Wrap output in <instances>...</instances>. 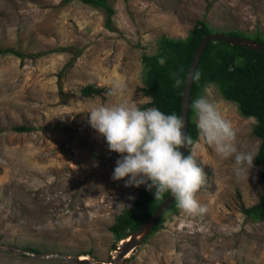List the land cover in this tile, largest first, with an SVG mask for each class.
I'll return each instance as SVG.
<instances>
[{"label": "rangeland", "instance_id": "374dc122", "mask_svg": "<svg viewBox=\"0 0 264 264\" xmlns=\"http://www.w3.org/2000/svg\"><path fill=\"white\" fill-rule=\"evenodd\" d=\"M110 1L114 29L104 9L80 0H0V48L34 55L0 52V264H75L32 257L60 254L113 261L122 240L110 227L145 185L112 179L121 154L91 126L89 111L120 100L149 103L139 90L140 55L154 54L164 35L187 36L199 19L212 31L264 34V0ZM114 79L127 86L122 97L108 95ZM90 83L106 92L83 96ZM206 94L237 131V146L256 152L255 119L241 116L213 83L197 98ZM21 125L31 131L14 130ZM191 148L207 180L197 193L207 213L166 215L116 264H264V221L240 210L259 199L260 167L253 162L248 180H237L233 159L199 136Z\"/></svg>", "mask_w": 264, "mask_h": 264}, {"label": "trees", "instance_id": "16d2710c", "mask_svg": "<svg viewBox=\"0 0 264 264\" xmlns=\"http://www.w3.org/2000/svg\"><path fill=\"white\" fill-rule=\"evenodd\" d=\"M69 1L71 0H61L62 3ZM80 1L104 9L106 13L105 25L109 29H114L115 7L110 0ZM210 31L212 30L208 22L205 19H199L187 36L172 38L164 35L160 38L154 54L142 53L140 55L144 86L140 87L139 90L143 96L150 99V102L142 104L141 108L157 107L165 114L175 113L180 116L183 90L173 87L174 80L171 73L180 72L181 76L185 75L200 37ZM228 33L245 36L242 31L237 29ZM251 38L264 43V34H260L258 31L252 33ZM0 52H9L18 57H34L33 54L23 53L13 48H0ZM78 53L79 51L75 52L76 55ZM160 58L165 60L163 65L158 63ZM194 71L200 72L201 79L198 82L192 81L188 123H186L185 128L186 133L193 138V143L198 137V130L193 119L194 111L191 105L197 99L199 91L208 83H213L225 100L235 102L241 116L245 118L252 117L256 121L251 127L252 134L259 140L256 150L258 154L254 157L253 162L260 167L259 178L262 182V192L255 204L249 207H244L241 204L240 210L252 221H264V52L239 45H230L222 40H208L199 56ZM63 75L64 72L62 71L57 74L58 86L61 92H63V86L60 80ZM105 92V87L93 83L82 87L80 90V93L85 97L101 95ZM14 130L31 131L30 128L23 125L15 126ZM191 147V145L184 147V157L189 155ZM154 193L155 188L149 191L145 186L141 187L139 198L133 202V206L124 207L122 212L116 216L115 223L110 229L120 240L145 222L169 194L166 193L161 200H155ZM177 209L176 200H174L149 236L158 229L159 223L166 215L176 213Z\"/></svg>", "mask_w": 264, "mask_h": 264}, {"label": "clouds", "instance_id": "9594fccd", "mask_svg": "<svg viewBox=\"0 0 264 264\" xmlns=\"http://www.w3.org/2000/svg\"><path fill=\"white\" fill-rule=\"evenodd\" d=\"M159 64L165 63L160 58ZM182 71V70H181ZM174 88L186 86L201 79L199 71L172 72ZM127 86L120 80H112L108 95L122 97ZM196 116L199 139L211 147L224 160L233 159L232 169L237 180L249 178L254 166L253 151L241 150L237 146V131L207 94L194 100L191 105ZM89 123L105 137L110 151L121 154L112 174L113 180H125V187L145 185L155 188V200L170 193L179 210L189 216H200L208 209L197 199V193L205 186V173L196 163L192 153L187 157L179 150L193 146V138L182 131L186 124L181 116L165 114L157 107L141 108L124 100L111 105H100L90 110ZM192 149V148H191Z\"/></svg>", "mask_w": 264, "mask_h": 264}, {"label": "water", "instance_id": "95a60500", "mask_svg": "<svg viewBox=\"0 0 264 264\" xmlns=\"http://www.w3.org/2000/svg\"><path fill=\"white\" fill-rule=\"evenodd\" d=\"M208 40H222L228 42V44L230 45H239L245 48L264 52V43L260 42L259 40H255L245 36H238L234 34L224 33L221 31H210L200 37V41L197 44L196 48L194 49V52L191 56L185 74L194 72L199 56ZM191 86H192V81L191 78L189 77L186 86L183 88L182 100H181L180 116L184 119L185 124L188 123V108H189ZM182 131H185V129H182ZM179 150L182 152L183 155L184 147L180 148ZM174 200H175L174 197H172L171 194L169 193L167 197H165L164 200L161 202V204L158 206V208L150 215V217L145 222L140 224V226L136 230H134L132 233H130L124 238L127 240L124 241L122 240L123 242L121 241L120 244L117 245V247L115 248L116 253L113 256V261L111 262H104L101 260H95L88 257H84V258H79L78 256L71 257V256H65L63 254L47 255V256L32 255V257L64 258L75 264H116L115 262L118 259L125 257V255L129 253L136 245L140 244V242L143 239L149 236V234L154 229V226L157 224L161 216L164 215L165 212L168 210V208L173 204ZM7 250L11 252H15V250L12 249H7Z\"/></svg>", "mask_w": 264, "mask_h": 264}, {"label": "bare ground", "instance_id": "6f19581e", "mask_svg": "<svg viewBox=\"0 0 264 264\" xmlns=\"http://www.w3.org/2000/svg\"><path fill=\"white\" fill-rule=\"evenodd\" d=\"M122 240L124 241V240H127V239H122ZM123 241H122V242H123ZM79 258H81V257H79Z\"/></svg>", "mask_w": 264, "mask_h": 264}]
</instances>
